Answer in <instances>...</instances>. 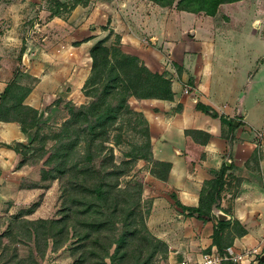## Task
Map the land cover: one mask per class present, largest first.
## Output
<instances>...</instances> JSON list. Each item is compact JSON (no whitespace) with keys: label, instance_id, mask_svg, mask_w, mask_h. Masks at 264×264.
I'll use <instances>...</instances> for the list:
<instances>
[{"label":"rangeland","instance_id":"1","mask_svg":"<svg viewBox=\"0 0 264 264\" xmlns=\"http://www.w3.org/2000/svg\"><path fill=\"white\" fill-rule=\"evenodd\" d=\"M56 1L62 2V6H56ZM255 2L258 6L263 4V0ZM159 6L161 5L153 0H0V82H3L0 88L15 82L11 90L16 97L8 101L7 106L23 102L33 109L31 113L23 115V120L28 124L34 114L38 119L36 125L29 128L27 133L29 142L33 139L31 149L25 154L26 158L22 156L21 159L23 164L37 168H25L23 172L13 174L9 170L3 173L0 168V264L93 263V258L89 261L85 257V259L80 258L81 254L84 256L85 249L91 247L87 244L81 247V242L72 235L71 227L67 229L65 235L67 240L55 249H52L51 239H48L47 247L43 244L39 246L36 242V230L41 227L37 226V221L55 219L62 221V224L68 227L70 221L78 220L79 214H76L75 210L81 209L80 205L71 204L70 200L75 196L82 200L84 195L83 192L69 187L66 175L54 177L56 168L61 165L70 168L72 163L78 162L79 157L84 153L82 139L76 142L79 145L71 150L72 154L77 151L75 156H64L65 150L56 155L52 149L58 139L56 133L63 126L67 127L64 123L71 114L62 105L66 101L76 105L90 102L92 94L88 85L92 73L90 49L98 41L110 47V56L116 48H119L127 55L136 56L138 64L146 66L150 71L164 72L165 78L171 82L174 75L181 73V67L169 57L167 51L170 45H165V42L189 40L193 37L192 26L188 19L183 21V25H178L174 19H169L176 13L173 10H178L174 2L165 8L168 11L164 13L167 20L161 27L163 32L165 29L166 34L163 36V41L158 40L153 33L154 18L151 20L152 23L146 22L147 24L144 23V18L158 16L159 11L155 8ZM55 10H58L59 14L52 15L51 11ZM220 17L222 19L217 23H223L227 19L225 16ZM235 24L239 29V37H243L247 47H251V50L248 48V53L244 50L241 66L238 69L244 76V80L240 82V96L244 94V89L250 83L247 82L252 81V90L247 91L245 102V105L250 107L257 100L261 90L264 94V50L260 59L250 60L254 53L252 51L257 47H255L256 36L263 31L260 26L254 25L255 22L251 25L241 16L235 18ZM117 58L120 59V56ZM261 63L263 66L261 72L254 75ZM227 65L230 67L231 61L228 60ZM224 73L228 74L226 78L229 80L228 70ZM238 74L239 72L236 75L241 77V74ZM190 82L191 78L188 83L184 82L183 91L184 85ZM144 86L150 88V82H145ZM137 88L143 89L142 86ZM24 92L27 94L23 97ZM262 98L261 108L262 105L264 107V96ZM148 99L152 98L131 95L127 103L131 109L143 115L148 123L147 129L151 138L149 120L144 111L149 106L146 102ZM128 116L129 114H126L123 121L120 119L119 124L117 122L120 127L110 128L105 135L107 137L103 140L104 148L101 152V156L103 154L105 158L112 155L111 163L114 161L113 163L120 164L122 172H125L118 177L114 175L111 180L117 181L121 188H134L140 182L144 185L145 173L161 168L150 160L135 159L134 154L139 151L136 145L141 144L146 137L138 132V129L130 126L131 123L126 119ZM226 130H229L227 125H225V133ZM246 130L248 134L252 133ZM260 133L262 134L259 136ZM254 137L257 139L255 149L249 161L245 162L248 168H230L226 171L223 190L220 193V199L221 196L225 198L224 209L216 208V211L223 209L234 216L225 230V235L233 240L236 235L239 237L240 227L243 226L238 219L239 216L248 215V224L260 225L259 222L262 220L264 223V197L256 196L257 193H264V175L259 167V160L264 158V131L256 130ZM82 164L78 163L77 166ZM242 184L245 187L240 189ZM243 192L247 193V196H244ZM242 195L246 198L250 196L252 201L241 204L242 199L238 198ZM134 200V208L136 212L138 210L137 218L140 217L138 226L141 231L139 241H136L140 246L139 243L129 245L125 249L128 250L127 255L119 253L113 260L110 259V255L114 252V245L110 246L104 258L105 264H180L183 257L179 252V243L184 239L183 230L189 228L181 224L169 225L173 229V234L176 230L180 233L179 236H182L173 235L175 237L170 239L169 243L176 251L170 253L166 239L154 235L151 228L153 226H149L152 198L147 194L143 195L142 188L141 198ZM30 221H34L35 224L32 225ZM117 225L121 228V222ZM143 226L147 227V231ZM44 231H47L46 228ZM147 232L164 242L162 245H155L154 254H152V243L150 245L151 238L147 236ZM259 245L260 239L252 245L239 247L256 248ZM94 262L99 261L94 258Z\"/></svg>","mask_w":264,"mask_h":264},{"label":"crops","instance_id":"2","mask_svg":"<svg viewBox=\"0 0 264 264\" xmlns=\"http://www.w3.org/2000/svg\"><path fill=\"white\" fill-rule=\"evenodd\" d=\"M255 1L239 0L223 3L214 16L202 12L173 10L176 13L171 17L173 13L170 12L172 14L169 19H174L178 25H183L184 20L190 21L193 37L178 42L172 40L165 42V45H170L167 51L169 57L181 67V73L172 78L173 98L146 100L149 106L144 111L151 128L153 158L169 162L171 166L166 179L157 177L149 171L145 173L143 195L147 194L152 198L149 226L154 227H151L154 235L166 239L165 241L169 243L175 236L182 237L176 230L173 234L170 224H181L189 228L181 231L184 239L179 243V252L183 258L196 257L203 249L215 246L212 243L215 224L218 220H224L217 217L216 208L219 210V207L216 205L213 206L211 219L203 221L194 215H187V210L178 205L176 200L184 206H197L202 189L208 187V182L214 179L216 172L226 160L229 162L226 165L230 168H248L245 162L249 161L256 146L255 131H264V107L260 106L264 96L263 91L258 93L257 100L250 107H247L245 102L247 91L252 90V81L247 82L250 83L244 89V94L239 95L240 82L244 80V76L238 69L241 66L244 50L248 53L249 47L244 43L243 37H239L235 18L241 16L251 25L255 22L254 25L260 26L264 32V0L262 6H258ZM165 8L159 6L155 8L159 11L158 16L144 18L145 24L150 23L154 18V37L160 41H163V36L166 34L165 29L163 32L161 27L167 20L164 13L168 11ZM220 16H225L227 19L223 23H217L222 19ZM263 32L256 36L255 47L260 48L256 47L252 51L254 53L250 60L261 58L264 50ZM249 49L251 50V47ZM160 54L162 56L161 52ZM228 60L231 61L230 67L227 65ZM261 68H263L262 63L254 75L261 72ZM225 70L230 73L229 80L226 78L228 74L224 73ZM237 72L241 77L236 75ZM189 78H191L189 83L191 89L185 93L183 84L188 83ZM2 83L0 82V85ZM3 88L4 86H1L0 92ZM198 101L232 120L234 129L226 130L225 133V125L221 123L219 117H213L197 109ZM246 129L252 133L248 134ZM16 142L28 145L29 135L21 130L17 121L0 119V168L3 173L9 170L13 174L23 172L25 168H37L27 164L19 165L23 158L13 148ZM259 167L264 175V158L259 160ZM243 187L244 184L240 189ZM243 195L247 196V193L243 192ZM243 195L238 199H242L241 204H248L251 197L246 198ZM256 196L263 198L264 193H257ZM218 202L223 208L225 198L221 196ZM223 209L222 211L226 213L227 211ZM226 214L228 218L225 220L231 221L234 218L233 215ZM245 216H239L238 219L242 222L246 233L236 236L232 244L252 245L264 233L263 220L259 222L260 225L248 224L249 216ZM168 245L169 252L176 253L172 249V244Z\"/></svg>","mask_w":264,"mask_h":264},{"label":"trees","instance_id":"3","mask_svg":"<svg viewBox=\"0 0 264 264\" xmlns=\"http://www.w3.org/2000/svg\"><path fill=\"white\" fill-rule=\"evenodd\" d=\"M153 1L163 7H167L175 2V7L178 10L195 13L202 12L206 15L214 16L221 4L239 0ZM56 3V6H62V2L56 1ZM51 13L52 15L59 14L58 10L51 11ZM109 54L110 47L102 44V41L96 42L90 49L92 57V73L88 81V85L92 91L90 102L80 105H76L71 101L64 102L62 107L69 110L71 114L64 123L67 127L63 126L56 133L58 139L52 147L56 155L65 150L64 156H70L77 153V151H74L75 153L73 154L71 153V150H74L79 145L76 142L81 139V141L84 140L83 156L79 157L78 162H73L70 168L63 167L62 165L56 168V176H54L56 178L66 175L69 187L84 193L82 200H79L77 196L70 200L71 204L76 203L81 206V209L75 210V213L79 214L78 220L73 219L72 222L70 221L68 227L62 224V221L55 219L42 222L37 221V226H41L43 229H40V227L36 230L37 244L39 246L43 244L47 247L48 239H51L52 249H55L67 240L65 235L67 229L71 227L73 229L72 235L78 238L77 240L82 244L81 247L86 244L91 247V249H85L84 256L80 255V258H87L88 261L93 258V263L91 264H105L104 258L107 256V251L112 245H114V252L110 255L111 260L119 253L120 255H127L128 250L125 249L131 244L139 243L136 241H139V233L141 231L138 226L140 217L138 216L137 218L138 210L136 212V208H134V199L138 200L141 198L142 182L136 187L134 186V188L119 187L117 181H111L112 177L114 175L117 177L121 176L125 172H122L120 164H115L113 163L114 161L112 162L113 164L111 163L112 155L107 156V158L103 154L101 156L102 149L104 148L103 140L107 137L105 135L109 132L110 128L115 129L120 127L117 125V122L120 119L123 121L125 119L123 117L129 114L126 119L131 123L130 126L133 129H138L137 131L146 137L142 140L141 144L136 143V148L139 151L134 154L135 159L150 160L153 164L160 166L161 168L159 169L151 170V173L162 179H166L171 166L169 162L153 158L151 138L147 129L148 123L141 113L131 109L127 103L131 95L140 98L171 99L173 97L171 81L165 78L164 72L157 73L150 71L146 66L138 64L136 56L127 55L119 48H116L111 56ZM117 56H120V59ZM145 82H150V88L144 86ZM14 83H8L0 93V111H4L0 113V119L17 121L21 130L28 133L29 128L34 127L38 122L37 115H32L31 122L27 124L23 120V115L31 113L33 111L32 108L26 106L23 102L21 104L16 102L7 106L8 101L16 97L12 94L11 90ZM140 86L143 87L142 90L137 88ZM26 94L27 92H24L23 97ZM196 107L213 117H219L221 123L227 125L229 130L234 129L232 120H229L223 114H218L210 106L198 101ZM131 116L132 118H130ZM32 142L33 139L30 140L28 145L16 142L13 148L26 158L25 154L31 149ZM22 162L23 160H20L19 165L24 163ZM78 163L83 164L77 166ZM228 169L230 167L226 163L221 165L214 179L208 182V187L205 186L202 189V195L199 198L197 206H184L176 200L177 204L186 209L189 216L194 215L203 221L210 220L213 216V206L220 207L218 201L224 186V175ZM119 222H121V228L117 225ZM30 223L33 225L34 221H30ZM230 224V220H218L215 224L212 233V243L221 251L233 242L231 237L229 238L225 235V230ZM241 227L239 236L246 233L244 226ZM45 228L47 231H44ZM144 228L147 231V227ZM43 231L44 233H42ZM147 236L151 238L150 245L152 243V254H154L155 245H162L164 242L151 235L150 232H147ZM138 246H140V243ZM94 258H97L99 262H94ZM262 263H264V258H260L257 264ZM18 264H23V262Z\"/></svg>","mask_w":264,"mask_h":264},{"label":"built area","instance_id":"4","mask_svg":"<svg viewBox=\"0 0 264 264\" xmlns=\"http://www.w3.org/2000/svg\"><path fill=\"white\" fill-rule=\"evenodd\" d=\"M190 89V84L184 85L186 93ZM260 258H264V233L260 237L259 247L245 248L231 244L221 251L217 247L211 246L203 249L196 257L183 258L180 264H243L244 262H247V264H257Z\"/></svg>","mask_w":264,"mask_h":264},{"label":"water","instance_id":"5","mask_svg":"<svg viewBox=\"0 0 264 264\" xmlns=\"http://www.w3.org/2000/svg\"><path fill=\"white\" fill-rule=\"evenodd\" d=\"M226 163L229 164V162L226 160ZM217 217L220 219V220H225L228 218V215L223 212V211H218L217 212Z\"/></svg>","mask_w":264,"mask_h":264}]
</instances>
